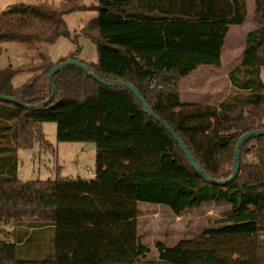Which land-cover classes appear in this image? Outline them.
I'll list each match as a JSON object with an SVG mask.
<instances>
[{
    "label": "trees",
    "instance_id": "1",
    "mask_svg": "<svg viewBox=\"0 0 264 264\" xmlns=\"http://www.w3.org/2000/svg\"><path fill=\"white\" fill-rule=\"evenodd\" d=\"M59 1L58 8L17 3L0 15V43L31 51L65 38L75 46L56 61L41 55L26 68L0 67V95L21 103L0 101V224L27 229L10 243L2 236L11 233L0 227V264H264V135L244 143L232 182L211 184L128 89L103 86L74 66L54 75L57 93L44 84L57 64L85 63L79 39L91 40L97 60L88 65L96 74L136 87L201 168L227 180L240 137L264 129L262 0H254L255 29L247 34L242 61L228 74L232 91L217 106L183 104L180 82L200 66L220 65L230 28L245 23L248 0ZM76 12L96 17L72 32L65 18ZM25 71L33 76L15 88L14 78ZM45 123L57 125L59 142L96 144L94 179H18V149L50 147ZM139 202L168 206L176 216L220 203L230 213L219 220L222 227L172 248L159 242L152 261L138 236ZM38 229H53L54 257L21 259L19 247Z\"/></svg>",
    "mask_w": 264,
    "mask_h": 264
},
{
    "label": "rangeland",
    "instance_id": "2",
    "mask_svg": "<svg viewBox=\"0 0 264 264\" xmlns=\"http://www.w3.org/2000/svg\"><path fill=\"white\" fill-rule=\"evenodd\" d=\"M82 4H95L96 0H79ZM46 2L58 8L59 0H0V15L9 6L17 3L39 4ZM264 7V0H262ZM255 3L250 5L249 18L246 27L254 23ZM95 16V15H93ZM90 12H76L67 15L70 31H80L81 27L93 17ZM255 26V24H254ZM235 27V26H234ZM79 44L82 47L80 59L85 63H95L97 59L96 46L91 40L80 37ZM71 41L60 38L55 44H38L35 50H26L17 43H0V67L13 65L26 68L30 63L37 64L41 55H46L56 61L67 56L74 50ZM26 65V66H25ZM40 73V72H38ZM27 71L18 74L14 80L15 88L23 86L31 77ZM261 79L264 83V68L261 70ZM44 84H49L44 79ZM264 122V116H263ZM43 133L50 147L38 143L31 149H18L17 151V176L21 182H37L53 180L60 174L62 177H82L88 180L95 177L96 144L94 142H59L58 129L55 123L43 124ZM90 171V173L87 172ZM138 236L140 242L149 249L145 259L157 260L159 252L157 244L162 242L168 248H172L181 240L193 239L206 230L222 227L219 222L230 213V207L224 203L204 204L199 208L185 211L176 216L168 206L153 203L139 202ZM0 227L11 233L2 239L15 243L26 233V228L15 226L14 222L1 223ZM31 239L24 247H19L18 254L21 259L48 260L54 257V231L53 229L30 231Z\"/></svg>",
    "mask_w": 264,
    "mask_h": 264
},
{
    "label": "crops",
    "instance_id": "3",
    "mask_svg": "<svg viewBox=\"0 0 264 264\" xmlns=\"http://www.w3.org/2000/svg\"><path fill=\"white\" fill-rule=\"evenodd\" d=\"M253 3L254 0L247 1L245 23L240 27L230 28L222 49L220 65L200 66L181 80L180 101L183 104L217 106L230 95L232 83L228 74L241 63L247 34L255 29L253 22L250 27H246L247 21L250 20V5ZM90 13L95 15L90 20L96 17L94 12Z\"/></svg>",
    "mask_w": 264,
    "mask_h": 264
},
{
    "label": "water",
    "instance_id": "4",
    "mask_svg": "<svg viewBox=\"0 0 264 264\" xmlns=\"http://www.w3.org/2000/svg\"><path fill=\"white\" fill-rule=\"evenodd\" d=\"M68 66H74V67H77V68L83 70L84 72L91 75L96 81H98L103 86L119 87V88L128 89L133 94V96L142 104L143 109L146 112V114L150 118H152L153 120L158 122L163 128H165L168 131V133L173 137L175 142L179 145L181 151L183 152V154L188 159L192 168L195 171H197V173L208 183L224 185V184L232 182L237 177V175L240 171L241 150H242L244 143L250 139L264 135V129H261V130L246 133L243 136H241L240 139L238 140L237 144H236V147H235L233 169H232V174H231L230 178H228L227 180L213 179L197 163V161L194 159V157L192 156L191 152L188 150V148L185 145V143L183 142V140L178 136V134L174 131V129L167 122H165L162 118L157 116L152 111L150 106L146 103L144 98L141 96L140 92L133 85H131V84H117L114 82L105 81L102 78H100L96 74L95 70L93 68H91L88 64L83 63L79 60L68 59V60L54 66L46 74V78L49 81L50 88L53 90L54 93H57V88H56V85L54 82V75L58 71H60L61 69L68 67ZM0 101H6V102H12V103H16V104H21L18 100L11 98V97L3 96V95H0ZM77 178H80V177H77Z\"/></svg>",
    "mask_w": 264,
    "mask_h": 264
},
{
    "label": "built area",
    "instance_id": "5",
    "mask_svg": "<svg viewBox=\"0 0 264 264\" xmlns=\"http://www.w3.org/2000/svg\"><path fill=\"white\" fill-rule=\"evenodd\" d=\"M87 172H88V173H90V171H89V170H87Z\"/></svg>",
    "mask_w": 264,
    "mask_h": 264
}]
</instances>
